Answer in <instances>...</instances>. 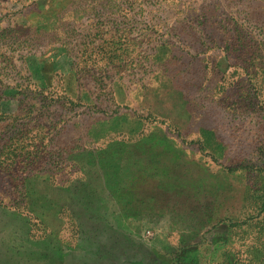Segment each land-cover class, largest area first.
<instances>
[{
    "label": "rangeland",
    "instance_id": "374dc122",
    "mask_svg": "<svg viewBox=\"0 0 264 264\" xmlns=\"http://www.w3.org/2000/svg\"><path fill=\"white\" fill-rule=\"evenodd\" d=\"M0 264H264V0H0Z\"/></svg>",
    "mask_w": 264,
    "mask_h": 264
}]
</instances>
